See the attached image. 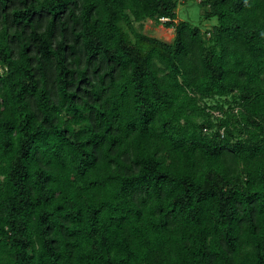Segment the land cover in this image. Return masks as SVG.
<instances>
[{"label": "trees", "instance_id": "trees-1", "mask_svg": "<svg viewBox=\"0 0 264 264\" xmlns=\"http://www.w3.org/2000/svg\"><path fill=\"white\" fill-rule=\"evenodd\" d=\"M180 1L0 0V264H264V0Z\"/></svg>", "mask_w": 264, "mask_h": 264}, {"label": "rangeland", "instance_id": "rangeland-1", "mask_svg": "<svg viewBox=\"0 0 264 264\" xmlns=\"http://www.w3.org/2000/svg\"><path fill=\"white\" fill-rule=\"evenodd\" d=\"M200 0H181L177 9H176V20L175 22L185 21L190 23L193 26L198 27L201 31H207L212 28L213 25H216L217 20L215 18L211 20H206L204 18V9L199 4ZM138 30L144 34L160 39L164 42L170 43L174 38L173 28H165L160 24H155L153 21L147 20L141 24L137 25ZM216 114V113H213Z\"/></svg>", "mask_w": 264, "mask_h": 264}, {"label": "built area", "instance_id": "built-area-1", "mask_svg": "<svg viewBox=\"0 0 264 264\" xmlns=\"http://www.w3.org/2000/svg\"><path fill=\"white\" fill-rule=\"evenodd\" d=\"M166 21V19H164V18H161V22H165Z\"/></svg>", "mask_w": 264, "mask_h": 264}]
</instances>
